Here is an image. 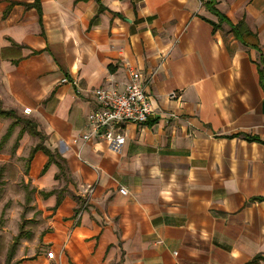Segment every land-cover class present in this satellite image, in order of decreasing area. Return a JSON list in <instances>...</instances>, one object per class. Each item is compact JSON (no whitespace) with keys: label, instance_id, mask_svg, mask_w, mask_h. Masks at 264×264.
<instances>
[{"label":"crops","instance_id":"obj_1","mask_svg":"<svg viewBox=\"0 0 264 264\" xmlns=\"http://www.w3.org/2000/svg\"><path fill=\"white\" fill-rule=\"evenodd\" d=\"M205 1L0 0L1 110L43 137L16 123L3 139L23 130L44 221L25 239L22 227L9 264H264V0H215L248 30L239 39ZM132 70L151 119L124 124L118 150L79 140L91 91ZM39 143L62 170L41 150L27 161Z\"/></svg>","mask_w":264,"mask_h":264},{"label":"built area","instance_id":"obj_2","mask_svg":"<svg viewBox=\"0 0 264 264\" xmlns=\"http://www.w3.org/2000/svg\"><path fill=\"white\" fill-rule=\"evenodd\" d=\"M67 83L66 78L61 79ZM147 80L136 70L129 72L128 81L121 89L115 87L95 88L91 91L95 107L86 116L85 130L80 133L83 142H104L110 149L118 150L123 143L122 126L126 123L142 125L147 123L154 113L153 102L146 91ZM170 98L175 94L171 93ZM30 109L24 108L27 115ZM120 193L126 191L119 189ZM48 258H53L49 252Z\"/></svg>","mask_w":264,"mask_h":264},{"label":"rangeland","instance_id":"obj_3","mask_svg":"<svg viewBox=\"0 0 264 264\" xmlns=\"http://www.w3.org/2000/svg\"><path fill=\"white\" fill-rule=\"evenodd\" d=\"M11 121L10 118L0 117V140ZM18 129V126L14 127L9 138L1 142L0 148V264H5L7 251L21 225L24 233L22 239L36 234L44 225L41 212L34 204L35 193L24 178L26 157L16 153ZM24 154L27 155V152Z\"/></svg>","mask_w":264,"mask_h":264},{"label":"trees","instance_id":"obj_4","mask_svg":"<svg viewBox=\"0 0 264 264\" xmlns=\"http://www.w3.org/2000/svg\"><path fill=\"white\" fill-rule=\"evenodd\" d=\"M95 1L98 3V0H95ZM204 5H205V7H206V9L208 11H210L212 14H214L218 18V21L219 22H227L228 23V21L226 20V18L223 15H221L215 9V0H206ZM230 31L232 32L233 36L235 38H238V39H239L238 33L245 34V33L248 32V30L246 29V27L243 26L242 23H240V24H238L236 26L230 25ZM257 71H258V77H259V84L261 85L262 89L264 90V59L262 57H260L259 63L257 65ZM0 116L12 118V122L10 123V125H9V127L7 129L6 134L2 137V141H3V139L5 137L8 136L9 132L11 131V128H12L13 124H16V123H22L25 130H27L33 136L39 138L40 140L43 138L40 133L36 132V125H35V123L33 121L26 120V119H20L16 115V113L13 112V111H3V110H1V106H0ZM22 131L23 130L20 129V132H19V134L17 136L18 138L20 137ZM235 136L237 137L239 135H235ZM243 138L246 139V140H248V141H250V140L257 141L256 139H251V138H248L246 136H243ZM261 143H264V142H261ZM37 150H41L48 157V162L46 163L45 167L48 164H50V163H54L60 170L63 169V161H62V159L58 155L52 153L51 151H49L48 149H46L45 147H43L41 143H39L38 145H36L34 148H32L30 150L27 161H30L33 153L36 152ZM0 178H1V171H0ZM0 186H1V179H0ZM256 200H258V201H264V197L257 198ZM21 233H22V226H20L19 231H18V234L15 237H13L12 244L10 245V247H9V249L7 251V255H6V259H5V264H9L10 263V260H11V257L13 255V251H14L15 245L18 242L19 238L21 237ZM256 258L262 259L260 256L259 257H256Z\"/></svg>","mask_w":264,"mask_h":264}]
</instances>
